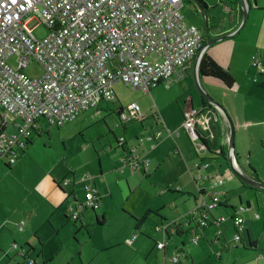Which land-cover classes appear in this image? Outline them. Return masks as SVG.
I'll return each instance as SVG.
<instances>
[{"label":"built area","instance_id":"1","mask_svg":"<svg viewBox=\"0 0 264 264\" xmlns=\"http://www.w3.org/2000/svg\"><path fill=\"white\" fill-rule=\"evenodd\" d=\"M181 6L182 0H0V156L7 164H14L34 134L42 131L41 118L61 127L101 101L114 99L117 83L149 93L177 70H184L200 49L203 35L184 21ZM39 26L48 32L37 38L34 31ZM12 57L16 68L8 62ZM32 62L42 68L36 78L24 72ZM259 64V55H254L252 65ZM259 70L264 73V68ZM205 113L202 108H189L183 114V130L202 151L195 130L200 121L202 125L211 123L213 116ZM141 117L135 102L120 113L122 123ZM199 130L206 132L205 128ZM161 136L156 131L149 138L157 144ZM117 142L125 145L124 136ZM132 153L128 151L125 163L133 169L148 166L149 160L137 159ZM195 167L207 168L209 163ZM222 184L221 177L212 178L208 189L200 190L201 197L187 217H194L200 227L213 221L216 239L223 232L222 226L230 222L234 227L231 242L237 243L249 208L239 205L231 209L230 216L214 215L219 206H229L217 191ZM98 206V196L87 187L82 203L69 209L70 218L76 221L82 209L96 210ZM23 226L21 221L19 230ZM200 233L192 232L190 242H198L203 235ZM134 239L135 235L127 243ZM11 247L19 248L15 242ZM157 248H164V243ZM27 255L21 254L25 264H36ZM176 260L177 256L169 261Z\"/></svg>","mask_w":264,"mask_h":264},{"label":"rangeland","instance_id":"2","mask_svg":"<svg viewBox=\"0 0 264 264\" xmlns=\"http://www.w3.org/2000/svg\"><path fill=\"white\" fill-rule=\"evenodd\" d=\"M214 1L204 0L206 4H211ZM180 14L186 23L194 25L203 34L204 15L195 0H182ZM47 32L44 26H39L35 29L34 35L40 38L46 35ZM148 58L152 59V57ZM8 62L11 66L17 67L14 57L8 59ZM24 72L29 77L36 78L41 75L42 68L38 63L32 62L24 68ZM178 80L177 78H170L152 89L150 93H143L141 90H135L132 87H126L122 83H117L114 86L116 98L101 101L98 108L88 109L76 119L61 127L51 126L45 119L41 118L39 120V124L42 127V131L39 132L41 134L39 136H35L37 133L34 134L35 137H32L31 144L27 146L24 154H18V158L11 165L10 170L6 169V159L0 156V188H4V196L10 205V207H7L0 200V212L8 209L6 211H9L10 217L14 213L31 210L33 219L35 216V220H32L33 222H47V228L42 234L49 233V229L52 230L50 226L52 224L47 218L49 212L57 208L56 205H53L55 203H53L51 197V190L55 191L56 186L53 182L60 181L64 188L70 190V188H73L72 181L67 186L68 184L63 182V180H72V175H74L75 180L78 181L74 184L78 201L83 200L80 194L82 183L79 182L83 181L84 185L89 186L97 194L99 206L95 211L98 217H101L102 214L104 215L105 223L102 226H96L95 216L92 211L82 209L81 215L86 216V222L83 223L84 227L78 228V222L74 224V221L70 218V202H65L64 207L69 220L67 225L59 229V237L56 236L57 238L53 245L54 248L58 247L57 250H59L60 239L63 242L64 257L59 264H82L83 260H89L90 258H94V264L100 262L113 264V261L118 259L117 253H119V249L124 250L127 239L134 234L139 235L138 231L141 227H143L142 230L145 229L144 232L150 233V229L146 226H149L147 223L151 220H153V223L157 221L153 211L158 206L165 204L164 207L160 208V211L168 219L176 218L178 216L176 215L177 213L191 207V198H186L185 203H183V198L188 197L186 195L179 194L176 197L172 196V198L160 194L161 190L166 192L167 190L181 188L178 179L185 181L186 190L194 194H197V186H207L208 188L210 183V181L197 180V184L194 185L190 178L180 176L185 158L194 155L197 163L199 161L198 156L200 158L209 156L205 155L201 150L198 151L200 154L197 156L192 142L184 133L183 113H181V108H185L183 104L185 94L182 95L183 87L190 84L191 93L194 96L193 103L197 108H199L200 102L203 100L201 91L203 93L205 91L203 88H201V91L198 90L193 77L188 81ZM132 102L139 105L144 117L130 120L123 125L115 111L120 106L125 110ZM152 116L156 117L157 124L160 123L157 128L160 129L161 126H164V130L160 129L162 137L157 144L149 138L150 133H148L150 129H156L154 117ZM163 116L166 117L168 126H165V121L162 119ZM141 126L144 127L145 131ZM179 128L181 135L177 136L175 131ZM124 129H126V139L129 146L135 147L133 153L135 156L137 155V159H140L144 152L148 150L151 152L158 147L156 153L161 155L163 163L156 171L153 170L154 164H151L150 167L147 166L145 169L143 167L133 169L128 163L124 162L126 149L119 146L116 140L122 136ZM133 129L136 130L137 136L133 133ZM136 138L138 139L137 142L135 141ZM142 140H145V143ZM198 147L199 144L197 143L196 149ZM174 148H180L182 155H175V151H172ZM178 166H181V168L178 169V172H175L174 169ZM148 168H150L151 177L146 176L147 172L145 171ZM211 168L213 172L216 171L217 168H215L214 162H212ZM213 175L210 177L213 178ZM92 183L95 184V188ZM228 183L229 181L225 180L224 183L223 180V184L218 187L219 191L225 188ZM233 183L236 186L238 185L234 180ZM61 188L63 187L61 186ZM241 188L240 186L239 189ZM238 190L232 192L234 194L232 201L235 205L239 204L236 195L239 192L242 193L240 196L243 205H246V195L241 190ZM250 193L253 192L251 191ZM251 204L257 209L263 219L264 207L262 203H259L253 197ZM74 205L80 204L76 202ZM173 205H176V207L172 208L171 206ZM148 210L152 212L146 216L140 228L135 230L136 220H141ZM219 211L230 214L223 209H219ZM16 220L11 219V222L15 223ZM23 220L28 225L29 220L25 218ZM51 221L57 225L55 220L52 219ZM262 221L260 220V222ZM155 235L161 242H164L162 233L156 232ZM232 235L230 236L232 237ZM188 237L187 233L179 236L174 235L172 242L180 246L181 240L187 241ZM140 238L146 239L142 234ZM11 242V239L5 241V251H2L0 255L8 252L12 255L14 251L11 248L13 243ZM40 243L44 244L43 242ZM35 246L39 254L37 242H35ZM111 246H117L118 248ZM47 247L46 245V250ZM153 250L160 252L155 247ZM11 258V264H24L25 262L18 255ZM36 259L38 264H40L41 259L39 257ZM1 261L2 258L0 256V264H6L4 260L3 262Z\"/></svg>","mask_w":264,"mask_h":264},{"label":"crops","instance_id":"3","mask_svg":"<svg viewBox=\"0 0 264 264\" xmlns=\"http://www.w3.org/2000/svg\"><path fill=\"white\" fill-rule=\"evenodd\" d=\"M246 1L249 4V10L247 18L242 25V10L238 0L237 2H235L234 0H215L213 3L207 4L208 17H214L215 20L219 19L220 21V28L211 31L209 34V39H214L215 37L221 35L230 34V36L209 45L204 53L207 54L220 67L227 70V72L234 80L232 86L227 87L223 84V82L212 77H200L198 73L197 81L195 79L194 80L200 88L204 89L205 93L214 102L218 103L222 107L223 111H225L224 113H226V115L230 119L233 125L234 132V159L239 169H241L250 178L264 183V88L260 86V84L264 82V75L259 70V68H264V0ZM236 29H238L237 32H235ZM202 35L204 39L208 40L205 35V21H203ZM254 55H259V67H255L252 65V57ZM192 77L194 78V61L188 63L184 70H177L171 78H177L179 79L178 81H188L191 80ZM182 92V95L185 94L183 100L185 108H181V113L184 114V112L189 108L197 110L202 108L204 110V113L207 111L210 112L209 115L213 116L211 123H209L208 125H202L203 123L202 121H200V123H197V128H205L206 132H211V134H213V131L214 133H221L220 135L223 136V139L220 142V148H225L224 154H222L219 149H217L215 152L217 155L215 156H212L213 154L209 156L204 150H201L205 153V155H208L209 157L205 156V158L200 159V157L198 156L200 154L198 152L199 150L196 149V144L192 142V146L197 152L199 161L196 163L194 155L185 158L180 176L188 179L190 178L194 185L197 184V180L209 182L210 179H212L210 176H212L213 174V178L221 177L224 180V183L225 180L229 181V183L225 185V188L221 189L220 191L219 189H217V191L221 194V200L226 199L227 204H229V206H227L226 208L221 207L219 209L226 210L229 213H231L230 207L243 205L242 198L240 196L242 193H236L239 200L238 205H235L232 201V198L234 197V194L232 192L237 191L240 186L242 187L238 191L241 190L246 195V205H244L247 206L249 210L244 213V231L241 237V241L237 243L231 242L232 237L230 235L233 234L234 227L230 222H227L222 226L223 232L219 236L218 240H216V226H210L208 229H205L203 231V235L198 242H190L189 236L187 241L181 240L180 246L175 242L173 243L172 239L174 235H178L176 234V231H174L175 227L179 228L178 230H180V232L183 231L186 233L187 231L195 228V223L188 222L187 216L190 210L193 209L197 200H199V198L201 197L200 190L208 189L207 186H197V194H194L191 191L186 190L185 181H181L178 179V183L181 184V188H176L175 190H167L166 192L161 190L160 194L162 196L169 197H176L179 194L186 195L188 197L183 198V203H185L186 198H191L192 206L186 208V210L182 212L177 213L176 215L178 216L176 218L170 219H168L167 216L165 214H162V212L160 211V208L164 207L165 204L163 203L161 206H158L153 211L157 221L153 223V220H151L147 224L152 227L146 226L148 229H150V233H148L147 231L144 232L145 229L142 230L143 227H141V229L138 231L139 235L134 234V241H132L131 244H128L126 241L124 250L119 249V253H117L118 259H115L113 261V264H171L169 260L171 257L175 256H177L178 259L182 260L186 264H264V217L262 219L257 209L254 208L251 204V199L255 197V199L258 200L259 203H262L264 207V192L255 188H247L243 186V183L232 173L229 167L227 154V140H229L230 137V130L229 127L223 123L222 117H220L222 112L221 114L216 113L214 107H210L208 102H206L204 99L200 102L199 108H197L193 103L194 96L191 93L190 84H187V86L183 87ZM152 117H154L153 119L156 125V129H150V131L148 132L150 133L149 137H151V135H153L156 131H160V129L164 130V126H161L160 129L157 128V125L160 126V123L157 124L156 117ZM214 117H216L217 119H215ZM162 119H164L165 121V126H168L166 117L163 116ZM217 126H220V129L218 131L216 129ZM125 132L126 129H124V132L122 134L125 138V151H135V147L129 146ZM135 132L136 130H134L133 133L135 134V136H137ZM180 132L181 130L179 128L175 131V135H181ZM184 133L186 135L185 131ZM135 141L137 142L138 139L136 138ZM142 142L145 143V140H142ZM157 148H155L151 152L150 150L144 152L140 157V159L142 158L149 160V167L151 166V164H154V171H156L158 167H160L163 163L161 155H158L156 153ZM172 151H175V155H182V151L180 148H174L172 149ZM132 155L133 157L137 156H135L134 153H132ZM205 162L209 163V167L205 168L208 170H203V168L201 167L200 169H197L195 167L196 164H199L200 166ZM212 162L215 163V168H217L214 172L211 168ZM138 167H143V165H139ZM138 167H136L135 169H137ZM180 168L181 166H178L176 167V169H174V171L178 172V169ZM143 169L145 168L143 167ZM145 172H147L146 176L151 177L150 168H148ZM60 180L62 181V179ZM233 180L238 183L237 186L234 185ZM70 181H72L73 186V188H70V190L64 188L60 181L56 182L59 187L61 188L62 186L64 190L63 188H61L63 190L61 191L57 184L55 186L56 192L54 190H51L52 201L53 203H55L53 205H56L57 208L53 211H50L47 218L52 224L50 225L52 230L49 229V233L47 232L42 234V232L47 228V222H33L35 220V216L33 219L31 210L17 214L14 213L10 217L8 214L9 211H6L8 209L0 212V253L2 251H5L4 243L5 241H8V239H11L13 243L15 242L19 246L18 249H13L11 247L14 251L12 255H10V252L1 254V262H3L4 260L6 264H11V257H15V255L21 257V254L25 255L26 253H28L27 256L33 258L36 264H38L36 259L37 257L41 259L40 264L60 263V261L64 257L63 242L60 239L59 250H57L58 247L54 248L53 245L55 244L56 238L59 237V229L67 225V221L69 220V218L66 220L64 219L65 216L68 217L64 207L65 202H70L69 209H72L75 208L74 206L76 205L74 204L76 202L80 204L83 201H78V197L76 195L77 191H75L74 186V184L78 181L75 180L74 175H72V180H63V182L68 184L67 186L70 185ZM79 182L82 183L80 194L82 196V199H84L86 188L89 186L84 185L83 181ZM92 186L95 188L94 183H92ZM249 191H252L253 193H250ZM94 195L97 194L94 192ZM0 200L4 205L10 207L8 201L4 196V188L2 187L0 188ZM171 207L175 208L176 205H173ZM219 209L214 213L215 215L230 216V214L219 211ZM254 214H257L259 217L254 218ZM95 215L94 216L96 221V217H98V215L96 213ZM24 218L29 220L28 225H26V222L23 220ZM11 219L17 220L15 221V223H13L11 222ZM52 219L55 220V223L57 225H55L54 222L51 221ZM85 219L86 216L81 215L80 221H77L78 224H83L84 222H86ZM260 220L263 221L260 222ZM21 221H24V226L22 227V230H19L18 224ZM156 232H160L163 234L164 242H161V240L157 238V236L155 235ZM141 234L144 235L146 239H141ZM35 242H37L38 244L39 254L36 251ZM40 242H43L44 244L42 245ZM159 243H164V248H157V244ZM26 244L30 245L33 248V251H28V248L25 247ZM46 245L48 246L47 250L45 249ZM111 247L118 248L117 246ZM154 247L156 250H160V252L154 251ZM186 256L190 259V261H185ZM82 264H94V258L83 260ZM98 264H104V262H100Z\"/></svg>","mask_w":264,"mask_h":264},{"label":"trees","instance_id":"4","mask_svg":"<svg viewBox=\"0 0 264 264\" xmlns=\"http://www.w3.org/2000/svg\"><path fill=\"white\" fill-rule=\"evenodd\" d=\"M198 4H200L202 7L206 8L207 7V4L204 2V0H195ZM235 2H237V0H234ZM206 39H204L203 37V41H202V44H201V47L206 43ZM195 58V57H194ZM194 58L192 59V61H194ZM198 74L200 75V77L202 76H208V77H212V78H215V79H218L220 80L221 82H223V84L227 87H230L232 86L234 80L233 78L231 77V75L227 72V70L223 69L222 67H220L218 64H216L207 54H203L200 61H199V64H198ZM264 75V73H262ZM164 82H160L158 83V85L156 87H158L159 85L163 84ZM260 86L262 88H264V82H262L260 84ZM154 87V88H156ZM153 88V89H154ZM152 90V89H151ZM150 90V91H151ZM150 93V92H149ZM116 98V95L115 97ZM99 105L95 108H98ZM123 107H119L115 112L116 114L120 117V113L123 111ZM217 131L220 129V126H217L216 127ZM221 133H218V132H215L213 131V137L210 138L209 135L202 131V130H199V129H196L195 130V135L197 136V140L198 142L206 149L205 152L207 153H215L217 149H219V151L224 154V148L225 147H221L220 148V142L221 140L223 139V136L220 135ZM187 135V134H186ZM123 136V135H122ZM220 140V141H219ZM118 143V142H117ZM31 142L28 143V145H30ZM123 149L125 148V145H122L121 146ZM206 153V154H207ZM201 159V158H200ZM7 170H10L11 169V166L9 164H7ZM209 180V179H207ZM55 184H57V182H54ZM243 186L247 187V188H250L244 184H242ZM57 186L59 187V185L57 184ZM60 188V187H59ZM61 189V188H60ZM61 191H63L61 189ZM221 207H224L226 208V206H219L216 210H214L213 214ZM231 209H234V207H230ZM91 211H94L96 213L95 210H91ZM152 211L148 210L142 217L141 220L137 221L136 220V226H135V230H138L141 226V223L143 222V220L146 218V216L151 213ZM215 215V214H214ZM211 217V216H210ZM64 219H68V217H64ZM188 222H194L195 223V228L194 229H191L189 231H187L188 235L190 236L192 232L196 230H199L201 233L200 234H203V231L205 229H208L210 226H213V221H211L207 227H200L198 222L196 221V219L193 217V218H188ZM96 224L97 226H102L104 224V216L101 215V217H96ZM79 225L81 226V223H79ZM179 228L175 227L174 228V231H176V234L178 235H181V234H184L186 232H183L180 230H178ZM167 231V230H166ZM167 233V232H166ZM218 240V239H216ZM241 241V240H240ZM25 247L28 248V251H33V248L26 244ZM181 252V251H180ZM179 252V253H180ZM22 257V256H21ZM23 259V257H22ZM185 261H190V259L186 256L185 257ZM171 264H186L185 262H183L182 260L178 259L176 260V262L174 263H171ZM188 264V263H187Z\"/></svg>","mask_w":264,"mask_h":264},{"label":"water","instance_id":"5","mask_svg":"<svg viewBox=\"0 0 264 264\" xmlns=\"http://www.w3.org/2000/svg\"><path fill=\"white\" fill-rule=\"evenodd\" d=\"M239 5L241 7L242 10V21H241V25L243 24V22L246 20L247 15H248V10H249V4L247 3L246 0H238ZM195 3L198 5V7L200 8L201 12L204 15V21H205V35L208 38L207 42L200 47V49L198 50L195 58H194V79L197 81V71H198V64L199 61L203 55V53L205 52V50L207 49V47L215 42H218L228 36H230V34L228 35H221L218 37H215L214 39H209V34L211 31H213L214 29H218L220 28L219 25V19L215 20L214 17L209 18L207 11H208V7L204 8L202 7L200 4H198L196 1ZM213 21V22H212ZM240 25V26H241ZM238 29H236L235 32H237ZM200 79V78H199ZM195 81V82H196ZM196 87L198 88V90L201 91V88L199 87V85L196 83ZM202 95H203V99L208 102L210 107H214L216 113L221 114L220 112H222L221 117L223 118V123L225 125H227L229 127L230 130V137L229 140H227V154H228V160H229V167L232 171V173L245 185L251 187V188H255L258 190H261L264 192V183H261L253 178H250L248 175H246L241 169H239L237 163L235 162L234 159V146H233V139H234V132H233V125L230 121V119L228 118V116L226 115V113H224L225 111H223L222 107L214 102L207 94L203 93L201 91ZM204 150L206 151V149L204 148ZM207 153V152H206ZM209 156H211V154H213L212 156L217 155L216 153H207ZM91 211V210H90ZM92 213L95 215V212L92 211ZM96 216V215H95Z\"/></svg>","mask_w":264,"mask_h":264},{"label":"flooded vegetation","instance_id":"6","mask_svg":"<svg viewBox=\"0 0 264 264\" xmlns=\"http://www.w3.org/2000/svg\"><path fill=\"white\" fill-rule=\"evenodd\" d=\"M118 116V115H117ZM118 119H119V121H120V117L118 116ZM138 118H130V119H128L127 121H130V120H137ZM139 119H142V117L141 118H139ZM127 121H124V123H122L121 121V124H125ZM143 129H144V127L143 126H141ZM144 131H145V129H144ZM39 134H41V133H37L35 136H39ZM34 136V137H35ZM31 142V141H30ZM128 158H129V154H128V152L126 151V153H125V155H124V159L123 160H128ZM80 219H81V215L77 218V220L76 221H74V222H77V221H80ZM81 226H83L84 227V225L81 223ZM80 225H79V227L78 228H80L81 227ZM24 264H25V262H24Z\"/></svg>","mask_w":264,"mask_h":264},{"label":"clouds","instance_id":"7","mask_svg":"<svg viewBox=\"0 0 264 264\" xmlns=\"http://www.w3.org/2000/svg\"><path fill=\"white\" fill-rule=\"evenodd\" d=\"M215 110V109H214Z\"/></svg>","mask_w":264,"mask_h":264}]
</instances>
